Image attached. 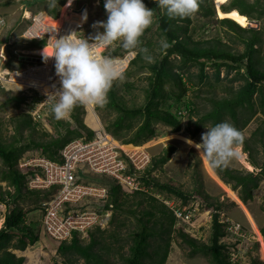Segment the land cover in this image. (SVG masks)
<instances>
[{
	"label": "trees",
	"instance_id": "16d2710c",
	"mask_svg": "<svg viewBox=\"0 0 264 264\" xmlns=\"http://www.w3.org/2000/svg\"><path fill=\"white\" fill-rule=\"evenodd\" d=\"M42 1L46 0H35L38 8L57 18L64 0H58L56 6L52 8L48 7L49 2L44 7L40 6ZM143 2L153 11L158 40L151 38L145 42L140 40L139 48L122 74L133 76L137 71L148 70L145 76L147 84L145 87L142 86L144 103L136 106L124 104L120 100L116 80H114L107 92V101L103 107L113 109L116 116L106 122L105 129L109 134L120 139L125 146L135 147L163 133L157 128L158 123L171 127V132H178L183 127V119H186L185 129L190 138H195L205 124L211 126L223 120L229 121L241 132L243 141L239 145H242L243 150L248 153L250 163L259 169L254 172L230 165L211 166L220 179L234 192H237L239 200L247 204L254 198V190L264 179V119L250 137H246L243 133V129L258 112L264 115V66L259 56V46L264 41V29L252 27L249 24H240L229 16L219 17L218 11L245 15L250 21L264 20V0H224L218 6L214 0H198L197 11L184 19H170L162 14L156 0H143ZM195 17L201 25H194ZM207 24L218 25L225 32L223 35L233 41L241 42L244 45L243 50H232L220 34L210 39L198 36L195 38L197 32L202 33L198 30L207 27ZM162 38L168 44V47L163 50L160 48ZM24 44L26 48H39L45 44V39L27 40L26 43H21V46ZM13 45L14 43L10 44L8 49L14 59L17 55L12 49ZM25 47L22 49H26ZM141 47L148 50L147 54L153 57L152 62L144 59L145 54L140 52ZM126 51L129 50L120 51L117 47L113 50V54H123ZM23 61L20 59V65ZM209 66L214 69L216 82L220 80V71L224 67L227 76L230 72H235L229 80L239 81V84L237 86L224 85L223 89L226 93L221 96L215 95L216 84L209 82L210 76L207 72ZM204 83L210 85L213 94L206 96L210 108L198 115V104L188 99L187 94L189 91H194L197 93L196 96H199L200 86ZM134 86V81L124 82L126 91ZM19 88L18 94H12L7 98L9 103L18 108L27 101L28 95L25 92L29 90L26 87ZM30 97L29 109H32L40 101L42 95L34 91ZM50 103L45 106L49 107ZM76 106L77 111L72 113V117L79 127L72 128L70 121L63 118L55 119L52 115L51 121L55 128V135L43 130L42 136L37 139L31 137L25 143H19L17 135H22L25 128H29L32 134L40 122L34 120L30 110L11 118L15 129L13 139L8 142L0 141V159L3 165L0 167V204H5L8 208L0 227V264H24L25 257L17 255L14 250H24L37 242L40 239L41 225L43 226L42 216L40 220L30 218L28 214L39 209L43 212L44 202L41 203V201L55 190L53 186L46 189L28 187V179L32 171H22L20 166H17V159L24 151L31 149L35 151L34 154H42L50 159L61 161L60 151L67 142L81 136L91 138L94 130L88 127L81 117L84 105L77 104ZM193 115H197L195 120L192 118ZM259 146L262 149L261 158L256 155ZM175 150L174 144H167L158 155H151L149 164L137 172L136 177L144 189L135 190L133 193L143 196L138 200V204L149 199L151 209H145L143 212L149 215L148 218L138 217L140 226L131 232L128 252L121 254L123 263L165 264L171 247V233L177 220L181 219L166 200L171 199L170 195H175L181 198L182 203H187L190 198H194V194H199L212 211V226L208 241L192 236L183 228L178 229V235L182 242L189 246V256L201 254L208 259L210 264H235L230 258L227 243L221 241L220 238L231 232L228 229L229 225L240 222L235 221L231 224L229 221L220 219L223 200H220L218 195L208 192L202 184L195 188L193 193L161 183L151 175L152 170L162 167ZM189 153L195 161L191 162L189 159L188 165L194 167V171L199 174L198 180H200L198 164L201 158L194 148H190ZM128 163L127 173L133 174L136 171L133 170L132 164ZM87 178L92 179L90 176ZM2 182L6 183L7 188H3ZM97 182L108 186L107 197L96 204L97 209L105 212L110 208H121L124 204L122 198L129 196L121 184L106 175L97 177ZM153 189H157L158 193L166 192L168 195L165 198H159L153 193ZM27 198L33 202V205L25 208L18 201L25 202ZM228 204L238 205L234 200L229 201ZM262 210H264V205H262ZM152 217H155L153 224L157 227L149 224ZM239 226L244 230L242 224ZM95 229L101 233L105 231V228L96 227ZM261 233L264 237V226ZM90 234V241L85 245L76 231L70 238L59 241L57 251L64 256V259L62 263L55 260L53 264H78L79 257L84 259L83 264H110L104 255L95 249L97 244L102 243L101 240L95 237L93 231ZM255 246L258 247V242H255ZM106 249L109 250L110 246L107 245ZM251 264H263V261L257 255L251 259Z\"/></svg>",
	"mask_w": 264,
	"mask_h": 264
},
{
	"label": "rangeland",
	"instance_id": "374dc122",
	"mask_svg": "<svg viewBox=\"0 0 264 264\" xmlns=\"http://www.w3.org/2000/svg\"><path fill=\"white\" fill-rule=\"evenodd\" d=\"M66 1L67 0H64L62 5L60 6L58 17L61 15L63 6L65 5ZM214 1L216 3V6H218L224 0H221L220 3L216 0ZM48 2L49 0H46L44 2L42 1L40 6L44 7L48 4ZM27 10L30 12V16L25 15ZM39 11L41 12L44 10L38 8V3H35V0H0V15H2L7 20V24L0 29V40L14 42V47H12V49L18 51L20 48H22L21 43H24L23 38H21L22 32L31 24L32 13L34 14ZM85 11L87 13V19L85 20V22L80 21L78 16H74V14L76 13L83 14ZM67 14L70 18H66L65 13V17H63V19H65L62 21V23L68 20L70 22L73 21L81 23L83 28H81L78 33L81 35L83 34V36L87 38H91V36H94L97 31H103L102 27L94 28L93 24L96 21L106 20L107 18V13L104 8V0H74L68 8ZM48 16L52 18L49 14ZM218 16H221L219 14V11ZM249 22L251 21L248 19L246 24L243 25H247ZM193 23L196 26L201 25L197 22L196 17L194 18ZM253 24H257L256 26L253 25L256 28L264 29V20L255 21V23ZM207 25L208 26L204 27L202 30H198L202 33L197 32L195 34V38L200 37L204 39H210L218 36L219 34H225V32H223V30L218 27V25ZM156 27L157 25L154 21V17L152 16L151 24L149 25V27L145 28L144 32L139 38V41L142 40L143 42H145L148 38L158 40L156 35ZM223 37V39L232 47V50H243L244 45L241 42L233 41L225 35H223ZM44 47L45 46L43 45L39 48ZM117 47H119L120 51H123V48H121L119 44L116 43L111 47H107L105 52L106 55H109L110 53L113 54V50ZM259 47V56L261 57L262 65L264 66V41ZM1 48L3 49V47ZM138 48L139 44L136 48L130 50L128 57L132 56L133 54L135 55ZM40 52L42 53L41 50ZM24 58L26 61L29 60L27 56H24ZM193 70L197 71L196 68H193ZM207 72L210 76L209 82L216 84L214 93L217 96H221L226 93V91L223 89L224 85L232 84L234 86H237L239 84V81L231 82L229 80L235 72L232 71L227 76L226 69L224 67L220 71V80L217 82L216 78L214 77L213 67L209 66L207 68ZM147 74L148 70L145 69L144 71H137L133 74V76H125L122 74L121 78L116 79L118 94L120 100L124 104H126L127 106H136L142 105L144 103L145 98L142 86L145 87L147 84V80L145 78ZM128 80L134 81L135 86L132 87L131 90L126 91L124 82ZM19 87L22 86L7 85L6 87H2L0 84V141L3 140V142L12 140L13 135L15 134L14 122L11 120L12 117L28 110H30V113L32 114L33 108L29 109V103L31 101L30 95H32L34 90L28 88L29 90L25 92L28 95L26 99L27 101L22 103L20 105L21 107L19 108L7 101V98L12 94H18L20 90ZM10 88L12 89V91H10ZM200 88L201 89L199 92V96H196L197 93L194 91H189L187 94L188 99H192L198 104V115L210 108V103L206 99V96H210L213 94L211 93L212 91L208 83L202 84ZM92 106L94 108V111H92L93 108L91 109L88 105H84V112L81 114L84 123L92 129L96 125H98L99 122L103 126H105L106 122L109 119H112L116 116V112L113 109L110 110L106 107L104 108L103 106L99 107L98 105ZM76 111L77 106L75 105L71 109L69 114L65 118H63L70 121V126L72 128L79 127L76 120L72 117V113H76ZM52 115L53 114L50 111V106H46L42 113L40 111L39 117H33L34 120L40 122L36 127V130L31 134L30 129L25 128L22 132V135H17V138H19V143H25L31 137L35 139L39 138L40 136H42L43 130H46L50 134L55 135V128L53 122L51 121ZM192 118L193 120L196 119L197 115H193ZM263 119L264 115L261 112H258L248 123V125L243 129L244 135L246 137H250L252 132L259 125H261V121ZM156 126L161 131H163V133L141 144V146L147 148L152 156L158 155L162 151V149L169 143L174 144L176 146V150L162 167H158L152 170L151 175L154 176L159 182L176 186L183 191L194 193V189L202 184L208 192L213 195H218L220 200H223L224 202L223 208L220 211V219L222 221H229L231 222V224L235 221L240 222L239 224L235 223L234 226L229 225L228 229L231 232L220 238L221 241L227 243V250L230 252L231 260L235 262V264H251V259L259 255V258H261L264 264V259L262 258L261 254V247L262 245H264V237L261 233L262 227L264 226V210H262V205H264V179L260 182L259 187L254 190V198L247 204H244L239 200L237 192H234L228 184L224 183L220 179L217 173L213 170L210 162H208L207 159L203 158L202 155H199V152L195 148V146L186 143L185 138H190L189 133L185 129L186 119H183V127L178 132H171V127L163 123H158L156 124ZM206 130V127L202 128L198 135L195 138L191 139L194 142H200L201 133L205 132ZM114 138L120 140L116 137ZM190 148H194L201 158L200 164H198V171L200 170L201 175L200 180H198L199 174L194 171V167H190L188 165L189 159L191 160V162L195 161V158H192V156L190 157ZM257 148L259 150L256 155L258 158H261L262 149L260 148V146ZM237 149L239 151V156L232 159L228 165L248 171L257 172L259 168L253 166L250 163L249 155L243 150L242 145H239V148L237 147ZM34 152L35 151L31 149L24 151L17 159V166H20V162H22L24 158L27 157V154H33ZM247 162L251 165V167L247 165ZM1 166L3 165L2 160L0 159V167ZM80 175L83 174L80 173ZM1 184H3V188H7L5 182H2ZM123 190L125 192H128L124 188ZM152 191L159 198H165V196L168 195V193L166 192L158 193L157 189H153ZM128 193L129 196H125L122 198V201L124 200V204L121 208H110L106 210L105 214L103 215L104 227H100L105 228L104 233L97 231V229H95L96 227L91 229V231L94 232L95 237L99 238L102 242L100 245L97 244L95 246V249L101 252L110 264H124L121 258V254L128 252L129 244L131 243V232L140 226L138 217H142L144 219L149 217V215L143 214V212L145 209H151V206L149 204L150 200H144L141 204H138V200L143 196L140 194H134L133 192ZM49 196L43 199L41 203L45 202L49 198ZM170 196L171 199L166 200V202H168L170 206H181L180 208L182 210H190L191 215L189 220L183 218L177 220V223L174 226V230L171 233V247L165 264H210L208 259L201 254L189 256V246L182 242V239L177 232L178 229L183 228L192 236L202 241H208L212 226L211 209L206 206V201L199 194H194V198H190L187 203H182L181 198L175 195ZM231 200L236 201L238 205H229L228 203ZM18 202L25 208L33 205V202L29 200V198H27L25 202ZM7 211V206L5 204H0V224L4 221V217ZM28 216L30 218L40 219L42 216V210L39 209L37 211L30 212ZM154 218L155 217H152L149 224L157 227V225L153 224ZM257 222L259 223V225ZM240 224L243 225L242 227L244 230L240 229ZM91 231L80 234L79 238L84 245L90 241ZM111 234L113 236H111ZM255 242H258V247L255 246ZM58 243L59 241L53 240L48 236V234L45 233L43 226L41 225L40 239L33 245L26 247V249L21 251L14 250V252L17 255H23L25 257L24 264H53L55 260L62 263L64 256H62L57 251ZM107 245L110 246L109 250L106 249ZM77 262L78 264H83L84 259L82 257H79L77 259Z\"/></svg>",
	"mask_w": 264,
	"mask_h": 264
},
{
	"label": "built area",
	"instance_id": "2783aa9c",
	"mask_svg": "<svg viewBox=\"0 0 264 264\" xmlns=\"http://www.w3.org/2000/svg\"><path fill=\"white\" fill-rule=\"evenodd\" d=\"M39 14L43 12L32 14L31 24L21 34L23 40L45 39V44L48 42L47 45H50L54 39L53 34L59 37L77 32L74 35L83 37V34L78 33L83 28L81 23L68 20L61 24L58 32H55L56 30H50L55 26L36 24ZM6 24L7 20L0 15V29ZM87 39L91 42L90 38ZM10 44V41L0 40V50H2L0 51V84L1 86L9 84L38 89L44 95V99L33 107L32 115L37 118L40 116V111L43 112L45 105L51 102L46 100V94L55 91L60 85L59 77L55 72L54 58L49 57L47 61L43 59L38 64H31L25 60L24 56L27 55H23L21 50H14L17 58L13 59L8 49ZM106 49L107 47L103 46L96 47L93 49L94 55L97 58L111 57L119 73L127 68L129 61L134 57V54L128 57L130 51L122 55L111 53L106 55ZM27 52L28 54L36 52L42 56L39 49H27ZM20 59L24 60L21 64L23 66L14 65L16 62L19 63ZM43 83L50 84L52 90L42 89ZM94 130L91 138L81 136L65 144L61 149L62 161L27 156L19 164L22 171H32L28 179L29 187L52 185L57 191L48 202L42 220L45 232L56 241L68 238L73 231L85 233L95 227H104L103 215L106 211H99L96 204L107 197L108 186L97 181H85L80 173L90 177L102 175L112 177L128 192L144 189L136 176L137 172L143 170L151 160V153L148 149L141 145L137 148L126 149L120 144L121 140H114L111 133L109 134L104 128ZM128 162L136 171L133 174L127 173ZM57 185H60V188L55 187ZM86 200H90L92 204L85 205ZM66 206L70 209L67 210ZM171 207L174 208L178 217L190 219V210Z\"/></svg>",
	"mask_w": 264,
	"mask_h": 264
},
{
	"label": "clouds",
	"instance_id": "9594fccd",
	"mask_svg": "<svg viewBox=\"0 0 264 264\" xmlns=\"http://www.w3.org/2000/svg\"><path fill=\"white\" fill-rule=\"evenodd\" d=\"M57 3L58 0H49L48 7H55ZM156 3L161 13L170 19L190 17L198 9V0H156ZM104 8L106 20L93 24L94 28L102 27L103 31H97L91 36V42L84 36L81 38L74 35L77 32L59 37L54 34L52 43L45 45L42 50L45 61L49 57L54 58L55 72L60 81L58 89L46 94V100L51 101L50 111L55 119L65 118L77 104L103 106L113 81L121 78L122 74L117 71L111 57L97 58L93 49L100 46L111 47L116 43L125 50L134 49L145 28L152 22L153 11L145 6L143 0H104ZM82 19H87L86 11ZM25 46L26 44L21 47ZM167 47V41L162 38L161 50ZM140 52L145 54V60L153 61L146 48L141 47ZM205 127L207 130L201 133L200 142L185 138L186 143L194 145L199 155L213 167L227 166L239 156L236 146L243 141L241 132L227 120L211 126L205 124Z\"/></svg>",
	"mask_w": 264,
	"mask_h": 264
},
{
	"label": "bare ground",
	"instance_id": "6f19581e",
	"mask_svg": "<svg viewBox=\"0 0 264 264\" xmlns=\"http://www.w3.org/2000/svg\"><path fill=\"white\" fill-rule=\"evenodd\" d=\"M74 0H71V3L73 2ZM217 2H221V0H216ZM71 3H69V0H67L66 1V3H65V5L63 6V9H62V13H61V15L57 18V19H53V18H50L49 16H48V14L46 13V12H43V14H39V15H37V22H36V24H50L51 26H55L54 28L52 27L50 30H53V31H55V32H58V28L61 26V24H62V21L65 19H63V17H65V13H66V18H70L69 17V15L67 14V10H68V8H69V6L71 5ZM69 12V11H68ZM219 14L221 15V16H229V17H231V18H233V19H235L237 22H239L240 24H246V22L248 21V18L245 16V15H237L236 13H228V14H226V13H222L221 11H219ZM25 15L26 16H30V12L27 10L26 11V13H25ZM82 15L83 14H74V16H78L79 17V19H80V21H83V22H85V19H82ZM75 19V18H74ZM77 19V18H76ZM250 23L251 22H249L248 24L250 25ZM34 28H36V27H34ZM54 35V34H53ZM56 35V34H55ZM24 41V43H26L27 42V40H23ZM11 44H13L14 42H10ZM47 44H48V42H46ZM23 44V43H22ZM47 44H44V46L45 45H47ZM29 49H39V50H43V48H29ZM28 49V50H29ZM130 51V50H129ZM128 52V51H127ZM21 53L23 54V55H27V57H28V61L31 63V64H38L39 62H41L42 60H43V58H42V56L41 55H39L38 53H30V54H28V52H27V49H21ZM12 64H13V61H12ZM17 64L18 65H20L18 62H16V63H14V65H16L17 66ZM20 66H23V65H20ZM7 85H9V84H7ZM7 85H5V86H2V87H6ZM52 86L49 84H47V83H43V86L41 87L42 89H44V90H46V91H48V90H52V88H51ZM26 88H30V87H26ZM30 89H32V90H34V91H37L40 95H42V98L40 99V100H42V99H44V95L43 94H41L40 93V91L38 90V89H35V88H30ZM93 104H89L88 106L92 109L93 108V106H92ZM92 111H94V108L92 109ZM98 128H104L105 129V127L104 126H102V124L99 122V124L98 125H96L94 128H93V130L94 129H98ZM106 130V129H105ZM95 131V130H94ZM111 135V134H110ZM112 136V135H111ZM113 137V136H112ZM78 138V137H77ZM113 139L114 140H116L114 137H113ZM116 141H118V140H116ZM68 143V142H67ZM66 143V144H67ZM120 144H122L121 142H120ZM123 145V147H125L126 149H132V148H137L138 146H135V147H129V146H125L124 144H122ZM64 147V146H63ZM62 147V148H63ZM237 147L239 148V145H237ZM60 155H61V151H60ZM26 156H29V157H45V158H48L47 156H45V155H42V154H27ZM62 158V157H61ZM50 159V158H49ZM53 160V159H52ZM57 161V160H56ZM62 161V160H61ZM247 165H249L250 167H251V165L247 162ZM81 177L85 180V181H88V179H89V181L91 180V181H97V177H100V176H92V179H90V178H88L87 179V177H88V175H81ZM29 187V186H28ZM50 187H52V185H50V186H37V187H30V188H39V189H46V188H50ZM55 187H59L60 188V185H57V186H55ZM56 193H57V191L56 190H54V192H52V194H50V196H49V198L44 202V210H43V212H42V220H43V217H44V215H45V213H46V208H47V206H48V202L56 195ZM87 201V200H86ZM85 201V205H90V204H92V203H90V202H86ZM66 209L68 210V209H70V207H67L66 206ZM1 225H2V223L0 224V227H1ZM44 229V228H43ZM93 229V228H92ZM91 230V229H90ZM45 231V230H44ZM74 232V231H73ZM72 232V233H73ZM76 232H78V231H76ZM46 233V232H45ZM79 234H83L82 232H78ZM47 234V233H46ZM72 235V234H71ZM71 235L68 237V238H70L71 237ZM49 236V235H48ZM68 238H66V239H68ZM53 239V238H52ZM63 240H65V239H63ZM264 243V242H263ZM261 254H262V258L264 259V245H262V247H261Z\"/></svg>",
	"mask_w": 264,
	"mask_h": 264
},
{
	"label": "water",
	"instance_id": "95a60500",
	"mask_svg": "<svg viewBox=\"0 0 264 264\" xmlns=\"http://www.w3.org/2000/svg\"><path fill=\"white\" fill-rule=\"evenodd\" d=\"M253 23H255V21H251V23H250V25L252 26V27H254L253 25H257V24H253Z\"/></svg>",
	"mask_w": 264,
	"mask_h": 264
}]
</instances>
